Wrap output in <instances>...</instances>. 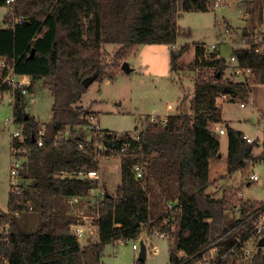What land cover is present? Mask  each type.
<instances>
[{
    "label": "trees",
    "instance_id": "obj_1",
    "mask_svg": "<svg viewBox=\"0 0 264 264\" xmlns=\"http://www.w3.org/2000/svg\"><path fill=\"white\" fill-rule=\"evenodd\" d=\"M250 3L254 7L251 14L258 12L256 20L261 21L264 0ZM4 4L5 0H0V7ZM208 6L205 0H14L10 14L14 21L7 28L0 27V56L12 62L15 73L31 78L28 93H33L34 82L42 79L53 104L51 122L44 124L42 145L38 146L34 139L39 123L27 114L21 90H14L13 122L22 127L25 139L23 143L12 139L11 148L25 149L26 161L19 176L29 183L19 191L9 189L7 212L0 214V264H104L101 259L106 245L137 239L144 228L147 234L158 228L171 238L175 211L179 225L169 247V264H183L188 258L194 261L213 243L221 250L249 234L253 216L264 208V202L237 200L233 192V200L225 195L213 199L207 192L215 181L261 159L253 156L255 143L248 144L242 132L221 120L218 98L226 93L230 101L244 98L250 83L223 82L227 65L216 49L208 52L202 45L194 46L188 67L198 74L188 113L167 116L165 123L142 121L138 140L125 132L110 142L117 134L101 130L105 135L99 142L117 148L127 144L128 152L120 158V184L114 193L106 191L98 218L93 220L96 243L81 246L71 234V227L81 220L72 214L66 199L86 197L99 182L59 178L61 173L98 169L91 144L76 135L77 128L88 124L85 115L89 111L78 105L88 87L112 79L138 45L173 46L179 37H188L189 33L180 30L178 19L186 12H204ZM20 18L21 23L17 22ZM107 45L117 47L110 61L103 51ZM187 50L188 46H182L170 51L172 71L178 69ZM233 53L241 67L251 70L253 83L262 84L264 54L253 48ZM3 75L0 73V91L9 92L11 85L3 83ZM84 80L88 81L86 87ZM262 119L264 131V110ZM220 124L227 134L226 157L220 155V138L212 129ZM66 132L68 137L56 141L59 133ZM98 137L90 134L93 140ZM105 155L116 157V153ZM135 163L144 167L141 180L134 178ZM236 204L239 218L229 221L225 213ZM91 211L89 207L87 212ZM32 216L37 225L26 230L25 220ZM179 252L184 253L182 258ZM238 254L236 249V254L218 264H235ZM247 264H264L262 247L256 246Z\"/></svg>",
    "mask_w": 264,
    "mask_h": 264
},
{
    "label": "rangeland",
    "instance_id": "obj_2",
    "mask_svg": "<svg viewBox=\"0 0 264 264\" xmlns=\"http://www.w3.org/2000/svg\"><path fill=\"white\" fill-rule=\"evenodd\" d=\"M207 1L214 2L215 0ZM210 2L208 10L204 12H187L178 19L179 28L189 30L190 35L188 37H179L174 46L139 45L125 60L133 68L130 73H125L120 68L114 72L112 79H105L102 82L95 81L88 87L80 100L83 106L81 107L93 114L100 129L118 135L125 132L133 134L135 130L140 131L143 122L145 120L149 121L150 118H153V122L160 123L166 116L176 113L177 110H179L178 113H188L193 97L194 81L198 74V70L192 71L188 67L194 57L193 47L195 43H203L207 46L205 49L208 52V47L211 45L218 49L219 56L226 61L227 65L222 78L223 82L228 84L247 81L251 85L255 84L253 83L254 78L251 79L252 77L246 80L245 77L234 74L232 70L233 63L230 60L233 50L239 49L243 44L242 42L249 44L257 40L258 36L256 34L252 35L247 31L241 32L242 29L239 28L242 24V15L245 13V8L247 7L251 11L253 4L248 3L245 6V0H222L219 6V3H217L218 7H214ZM12 12V6L0 8L1 27H9L12 24L14 21V18L10 15ZM8 14L10 17H8ZM250 15L256 16L254 12ZM252 16L250 19L253 18ZM261 17L264 19V7L261 9ZM229 24L236 29H233ZM251 25L256 24L250 23L247 26L248 31H252ZM224 29L228 32L227 34H225ZM261 29L264 30V25L261 26ZM232 34L233 36H231ZM260 40L264 44V36L263 41L262 38ZM182 46H188V50L179 59L178 69L172 71L170 68V51L178 50ZM116 48L114 45L104 47L106 61L111 60ZM251 89L253 91L256 88ZM33 90L31 100L30 94L25 96L28 103L30 100L25 109L27 114L38 120L39 124L51 122L53 99L49 91L43 87V81L41 80L37 81L36 84L34 82ZM10 97L8 92L0 93V214L7 212L9 189L10 184H12L10 177V166L13 161L11 156V134L17 129V126L13 124V106L8 100ZM262 97H264V87L259 88L254 94L247 95L244 98L238 96L232 101H230L231 96L228 93L221 95L217 103L221 106L222 119L228 123L229 127L242 131L245 137L261 139L263 137V123L258 107L262 103ZM241 104L243 105L240 106ZM168 105L172 107V110L167 109ZM6 121L10 124V127L6 125ZM217 127L225 130L224 125L220 124ZM215 128L216 125H212V129ZM76 135L85 140L90 139V131L85 127L77 128ZM219 138L221 143L220 152L226 154L227 134L219 135ZM253 156L261 159L242 170L244 176L237 172L223 180L215 181L207 191L210 197L221 199L225 195L231 196L233 200L232 192L241 190L245 200L264 202V153L260 146L253 149ZM97 174L100 188L114 193L115 188L121 181L120 158H101ZM251 174H255L258 180L247 185L246 177ZM17 183L24 186L29 182L19 180ZM236 211L239 212L236 208L230 211V216L232 217ZM87 214L91 215L90 212H87ZM173 216V236L171 238L163 239L156 234L145 235L146 233L143 232L144 234L142 233L138 239H128L108 244L104 248L102 262L104 264H140L138 256L140 245L143 244L146 250V258L141 264H169V247L175 242L179 225L178 212L175 211ZM225 216L227 219L229 218V211H226ZM91 224L94 223L89 220V225L91 226ZM36 225L37 218L35 216L25 220L26 230H33ZM94 228V225L91 226V229ZM144 231H146V228H144ZM93 232L94 236H91V243L96 242L98 238L97 231L94 230ZM87 240V237L81 238L79 244L83 246L88 242ZM133 244L138 246L137 250L132 249Z\"/></svg>",
    "mask_w": 264,
    "mask_h": 264
},
{
    "label": "built area",
    "instance_id": "obj_3",
    "mask_svg": "<svg viewBox=\"0 0 264 264\" xmlns=\"http://www.w3.org/2000/svg\"><path fill=\"white\" fill-rule=\"evenodd\" d=\"M218 1L220 0H217L216 3ZM216 3L214 4V6L217 5ZM13 4H14V0H5L4 7L6 6L11 7ZM22 21H23L22 18L17 19V22L19 23H21ZM217 29L219 30V28ZM225 30L226 29H224V31ZM227 33L228 32L225 31V34ZM242 43L243 44H241V48L239 49L247 50V49L253 48L255 52L264 54V44L256 43V42H251L249 44H244V42ZM215 49L216 47L213 45L211 51ZM234 50H237V49H234ZM230 60L233 63L232 70L234 74L239 75L241 77H245L246 79L252 77L251 70L249 68L241 67L234 53H232ZM3 72L5 73V75H3V83L11 85V91H9L8 93L11 96L9 100L12 102V104L14 102V90L15 89L21 90V94L23 96H26L29 94L28 91L26 90V87L29 86L30 83L24 79H17L16 73L14 72V66L12 62L8 60L7 58L0 56V73H3ZM242 105L243 104H241L240 106ZM85 119L88 121V124L83 127H85L88 131H90V134H99V137L95 138L94 140L91 138L86 140L88 144H91V148L95 152V159L100 160L101 158L111 157V156L105 155L106 152H109L110 154L116 153V157H119V158L126 156V153L128 152L127 144H123L122 146H120V148H117L114 145H112L111 147L104 145L103 143L99 142V139L103 137L104 133L101 132L102 129L99 128L96 118L93 116L92 113L89 112L85 115ZM152 119L153 118H151L150 122L154 121ZM162 122L165 123V119L164 121L162 120ZM13 124L15 123L13 122ZM6 125L10 127V124L8 122ZM15 125L17 126V129L12 132L11 140L16 139L17 141H19V143H23L25 136L22 133V127L19 124H15ZM216 130L219 135H223L224 133H226L224 129L218 128L217 125H216V128L213 129V131L216 132ZM44 131H45L44 124H39L37 138L34 139V141L37 142L38 146L42 145V137L44 135ZM67 135H68V132L64 134L59 133L57 135L56 141L62 140L63 138L68 137ZM130 136L131 138L135 140L139 139L138 131H135L133 134H130ZM118 138H119V135L117 134L110 142H114ZM244 139L248 144L255 143V146H260L262 148V152L264 153V133L261 139H257V138L250 139L245 136H244ZM79 147L80 149H83L84 144L79 145ZM84 151L90 153L86 149H84ZM24 153H25V149L23 148V146L11 148V156L13 158V161L10 166V177L12 181V184H10V190H12V192L19 191V187L23 186L22 184L19 185L17 182L19 180L23 181L19 176V171L21 170L23 164L26 161L24 157ZM249 165L252 166L253 164H249ZM132 172L136 180H141L144 176V167L140 163H135L132 166ZM239 172L241 173L242 176H244L242 171H239ZM59 178L61 180L77 179V180L98 181L99 177H98L96 170H89V171H81L78 173H61L59 175ZM246 180L248 181L247 185H250L252 183L257 182L258 179L255 174H251L248 177H246ZM105 193L106 191L103 188L101 189L100 186L98 185L95 188H92L91 190H89L88 195L86 197L70 196L66 199V204L70 208L72 214L81 220L80 223L75 224L71 227V234L75 236L78 241L79 239L84 238V237H87L90 241L92 239L91 236H94L93 231L94 230L97 231L95 224H91V226L93 225L95 226L94 229H91V226L89 225V220L93 221L98 218V208H99L101 201L103 200ZM233 194L237 200L245 201V199L243 198V192L241 190H234ZM89 207L92 208L91 215L87 214ZM172 207H173L172 205L168 206V209L171 210L170 212H172L173 210ZM234 208L238 209L239 211V204H236ZM144 232L146 233V231ZM152 234H156L157 236L163 239L169 238L166 232H163L159 230L158 228L153 229ZM145 235H147V233ZM261 238H264V208L258 211L257 213H255V215L253 216V228L244 239L238 238L235 244H229L225 246L224 248H222L221 250L219 249V247L215 246L213 243L210 246L205 247L201 251V255L198 259L191 261V259L188 258L184 260L183 264H218L222 260H225L229 255L236 254V249H239V254L237 255L238 259L236 260L235 264H247L250 261L252 255L255 253L256 246H258ZM126 240L128 239H125V241ZM121 241H124V240H120L117 242H121ZM132 249L137 250L138 246L136 244H133ZM177 255L179 258H182L184 256V253L179 252Z\"/></svg>",
    "mask_w": 264,
    "mask_h": 264
},
{
    "label": "crops",
    "instance_id": "obj_4",
    "mask_svg": "<svg viewBox=\"0 0 264 264\" xmlns=\"http://www.w3.org/2000/svg\"><path fill=\"white\" fill-rule=\"evenodd\" d=\"M205 1H207V0H205ZM221 1L222 0H220V1H218L217 3H219L218 4V6L220 5V3H221ZM246 1V4H245V6H247V4L248 3H250V0H245ZM207 2H210V1H207ZM210 3H212V6H214V4L216 3V0L214 1V2H210ZM216 3V4H217ZM250 4H252V3H250ZM217 6V5H216ZM216 6H214V7H216ZM217 6V7H218ZM263 7H264V5H263ZM262 7V8H263ZM1 8V7H0ZM3 8V7H2ZM253 8V7H252ZM208 9H209V6H208ZM207 9V10H208ZM252 10V9H251ZM187 13V12H186ZM184 14V13H183ZM251 14V11H250V9L248 10L247 9V7L245 8V13H244V15H242L243 17H242V24L240 25V27L239 28H241L242 29V31L241 32H243V31H247V33H250V34H256L258 37H257V40H254V42H256V43H263V42H260L261 40H260V38H262V41H263V36H264V30H262L261 29V26H263L264 25V19L261 17V21H258L257 22V20L256 19H258L259 17L257 16V13H255V15L256 16H252V15H250ZM182 16V15H181ZM255 17L254 19V21L252 20V19H250V17ZM258 17V18H257ZM2 20V19H1ZM250 23L251 24H256V25H251L250 27H252L251 29H252V31H248L247 29V26H249L250 25ZM230 25V24H229ZM2 25H0V27H1ZM231 26V25H230ZM233 29H236V28H234L233 26H231ZM249 27V28H250ZM1 28H7V26H4V27H1ZM181 30V29H180ZM182 32H184V33H189V35H190V32H189V30H181ZM231 36H233V34L231 35ZM185 38V37H184ZM256 38V37H255ZM254 39V38H253ZM197 43H195L194 44V46L196 45ZM198 44H201L202 46H204V47H206L207 48V46H205L203 43H198ZM175 45V44H174ZM173 45V46H174ZM185 45V44H184ZM139 46V45H138ZM137 46V47H138ZM212 46L213 45H211L210 47H208V49H209V51H211L212 50ZM136 47V48H137ZM135 48V49H136ZM175 48V47H174ZM194 48V47H193ZM239 48H241V46L239 47ZM134 49V50H135ZM134 50L132 51V53L134 52ZM216 50H218L217 48H216ZM124 62H126V61H124ZM128 64V63H127ZM128 66H129V68H130V70L128 71V72H125V73H130L132 70H133V68L128 64ZM232 67H233V64H232ZM16 78L17 79H24V80H27L29 83L31 82V78L28 76V75H22V74H17L16 73ZM41 81H43L42 79H40ZM37 81H39V80H37ZM37 81H35V84H36V82ZM44 87V86H43ZM256 88V89H254L253 91H251L252 89L251 88ZM264 87V81H263V83L261 84V83H255V84H253V85H249V93H248V95H250V94H254V93H256V91L259 89V88H263ZM45 88V87H44ZM47 91H48V89L47 88H45ZM0 93H6V92H1L0 91ZM30 94V100H31V98H32V95H33V93H29ZM256 97V96H255ZM9 100V99H8ZM30 100H29V103H30ZM255 100V99H254ZM9 102L10 103H12L10 100H9ZM27 103H28V100H27ZM27 103H26V108H27ZM28 103V104H29ZM78 105L79 106H82L81 105V101L78 103ZM83 107V106H82ZM259 108V111H260V114H261V120H262V123H263V119H262V113H263V110H264V97H262V103H261V105H260V107H258ZM167 109L168 110H172V107H169V105H168V107H167ZM178 111L179 110H177V112L176 113H173L172 115H175V114H178ZM170 116V115H169ZM167 117V116H166ZM166 117H165V119H166ZM36 120V119H35ZM150 120H151V118L149 119V122H150ZM221 120L225 123V124H227L228 125V123H226L225 122V120H223L222 119V114H221ZM37 122H38V120H36ZM164 121V120H163ZM39 123V122H38ZM43 123V122H42ZM44 124H46V123H44ZM140 126H141V124H140ZM231 127V126H230ZM231 128H233V129H235V130H237L236 128H234V127H231ZM137 129V128H136ZM262 130H263V124H262ZM238 131H240V130H238ZM240 132H242V131H240ZM243 133V132H242ZM264 133V131L262 132V134ZM226 134V133H225ZM244 134V133H243ZM85 140V139H84ZM220 151H221V143H220ZM227 151H228V140H227V142H226V154H224V153H221V156L222 157H226L227 156ZM231 216H230V212H229V221H232L234 218L235 219H238L239 218V212H235V214L234 215H232V217L230 218ZM98 236V235H97ZM88 242L87 243H85L83 246H86V245H88L89 243H91L92 242V240H90L89 241V239L87 240ZM97 241H98V238H97ZM96 241V242H97ZM96 242H93V243H96ZM115 243H118V242H115ZM263 248V251H264V246L262 247ZM145 260V259H144Z\"/></svg>",
    "mask_w": 264,
    "mask_h": 264
},
{
    "label": "water",
    "instance_id": "obj_5",
    "mask_svg": "<svg viewBox=\"0 0 264 264\" xmlns=\"http://www.w3.org/2000/svg\"><path fill=\"white\" fill-rule=\"evenodd\" d=\"M124 72H128L130 70L127 62H123L121 64V67H120ZM83 85L86 87L88 86V81L87 80H84L83 81ZM226 92H228V90H226ZM260 247H263L264 246V238H261V240L259 241V244H258ZM146 258V250H145V246L143 244L140 245V252H139V256H138V260L143 262L144 259Z\"/></svg>",
    "mask_w": 264,
    "mask_h": 264
}]
</instances>
